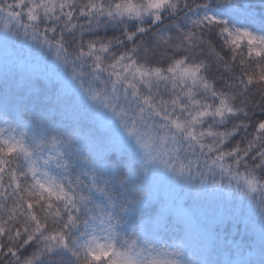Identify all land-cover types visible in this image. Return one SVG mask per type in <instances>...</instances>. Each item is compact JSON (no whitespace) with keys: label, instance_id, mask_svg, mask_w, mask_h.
Masks as SVG:
<instances>
[{"label":"snow or ice","instance_id":"obj_1","mask_svg":"<svg viewBox=\"0 0 264 264\" xmlns=\"http://www.w3.org/2000/svg\"><path fill=\"white\" fill-rule=\"evenodd\" d=\"M0 264H264V0H0Z\"/></svg>","mask_w":264,"mask_h":264},{"label":"trees","instance_id":"obj_2","mask_svg":"<svg viewBox=\"0 0 264 264\" xmlns=\"http://www.w3.org/2000/svg\"><path fill=\"white\" fill-rule=\"evenodd\" d=\"M0 126H3V125H0Z\"/></svg>","mask_w":264,"mask_h":264}]
</instances>
